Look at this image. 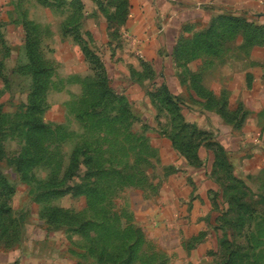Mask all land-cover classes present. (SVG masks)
Wrapping results in <instances>:
<instances>
[{
    "label": "rangeland",
    "instance_id": "rangeland-1",
    "mask_svg": "<svg viewBox=\"0 0 264 264\" xmlns=\"http://www.w3.org/2000/svg\"><path fill=\"white\" fill-rule=\"evenodd\" d=\"M130 2L0 0V246L37 229L78 264H119L135 240L150 264H264V177L237 170L216 131L245 118L264 30L229 13L185 26L170 71L129 33ZM203 166L214 228L206 246L202 233L184 247L164 233L176 218L165 209L180 174ZM135 221L154 224L172 253ZM48 251L59 254L53 241Z\"/></svg>",
    "mask_w": 264,
    "mask_h": 264
},
{
    "label": "crops",
    "instance_id": "crops-1",
    "mask_svg": "<svg viewBox=\"0 0 264 264\" xmlns=\"http://www.w3.org/2000/svg\"><path fill=\"white\" fill-rule=\"evenodd\" d=\"M130 1L129 33L136 37L139 49L145 57H149L152 61L153 59L169 60L170 71L174 67L171 55L176 40L185 26L199 23L205 27L215 16L224 13L240 15L258 25H264V0ZM93 4L92 1L91 5ZM258 49L264 51V47L255 48L252 58L257 65L247 72L248 77H246L245 119L240 125H230L231 129L221 124L216 131L220 134L219 141L222 144L231 142L232 149H230L233 152L236 169L251 174L253 178L261 179L264 177V141L260 143L257 138L252 139L255 133L264 134V60L258 62L259 59L255 55ZM180 175L182 177L176 180V189L170 192L171 209H165V214L174 213L176 218L171 222H164V233L166 234L168 226L177 230V234L182 238L181 245L184 247L193 244L194 238L204 233L205 238L198 244L204 247L210 243V238L207 237L208 231L214 228L209 221L214 219L217 213L211 201L214 182L204 166L189 167ZM152 208L150 206L146 211L148 216L152 215ZM134 227L143 230L149 241L153 240L154 244L159 245L165 252L172 253L168 250L167 241L157 240L155 234L157 228L154 224L149 221L145 224L135 221ZM52 241L55 253H59L53 255V259L48 255ZM52 241L43 230H28L17 247L5 249L0 246V264H67L68 262L78 264L72 253L70 258L69 256L63 258L62 250L58 252L56 239ZM135 242L136 240L131 243ZM150 255L144 250L142 243H139L133 264H140L143 257L148 261L146 264H150ZM186 260H190L188 256Z\"/></svg>",
    "mask_w": 264,
    "mask_h": 264
},
{
    "label": "trees",
    "instance_id": "trees-1",
    "mask_svg": "<svg viewBox=\"0 0 264 264\" xmlns=\"http://www.w3.org/2000/svg\"><path fill=\"white\" fill-rule=\"evenodd\" d=\"M230 17H233L234 19H237V20L246 22L247 24L252 25L255 28H257L258 30H264V25H258V24L254 23L252 21H249L247 18H245L243 16H240V15H231ZM220 18H222V17L221 16L218 17V19H220ZM262 44H264V42H262ZM166 91H167V93L169 95H171L170 92H169V90H168V88L166 89ZM246 114L243 117H245ZM244 119L245 118L241 119L240 122H238L237 124L240 125L243 122ZM219 144L220 143L218 142V145ZM139 243H141V242L138 241V240H136L135 243L127 244L125 250L123 251V254L122 253L121 254H118L116 256V258H114V259H116V261H118L119 264H133L134 261H135V256H136V252H137V248H138ZM102 256H103V254L100 255V258ZM100 261H101V263L104 262L105 264H109L110 259L107 258V259H105L103 261V259L101 258Z\"/></svg>",
    "mask_w": 264,
    "mask_h": 264
}]
</instances>
